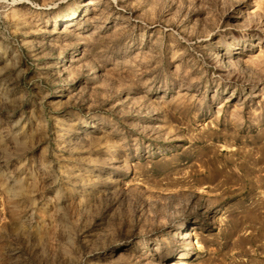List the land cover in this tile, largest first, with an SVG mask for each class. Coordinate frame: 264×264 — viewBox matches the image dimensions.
Masks as SVG:
<instances>
[{
    "label": "rangeland",
    "instance_id": "obj_1",
    "mask_svg": "<svg viewBox=\"0 0 264 264\" xmlns=\"http://www.w3.org/2000/svg\"><path fill=\"white\" fill-rule=\"evenodd\" d=\"M0 264H264V0H0Z\"/></svg>",
    "mask_w": 264,
    "mask_h": 264
},
{
    "label": "bare ground",
    "instance_id": "obj_2",
    "mask_svg": "<svg viewBox=\"0 0 264 264\" xmlns=\"http://www.w3.org/2000/svg\"><path fill=\"white\" fill-rule=\"evenodd\" d=\"M94 5V4H93Z\"/></svg>",
    "mask_w": 264,
    "mask_h": 264
}]
</instances>
